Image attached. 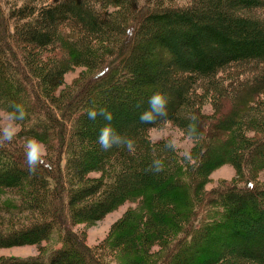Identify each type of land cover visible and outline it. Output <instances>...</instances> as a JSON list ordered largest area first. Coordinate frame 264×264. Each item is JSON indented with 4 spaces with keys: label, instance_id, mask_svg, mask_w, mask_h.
<instances>
[{
    "label": "trees",
    "instance_id": "1",
    "mask_svg": "<svg viewBox=\"0 0 264 264\" xmlns=\"http://www.w3.org/2000/svg\"><path fill=\"white\" fill-rule=\"evenodd\" d=\"M147 1L139 6V0H113L119 10L111 17L100 0H24L10 2L6 14L0 10V108L22 104L27 118L19 122L21 133L55 140L57 149V156L45 157L46 164L30 173L16 138L0 145V194L5 196L0 211L11 219L21 212L27 216L24 222L18 216L0 224V246L47 240L61 230L60 246L27 257H2L0 264H107L105 247L130 254L128 264H179V259L184 264H264V183L252 174L264 168V94L259 89L264 69L233 100L212 80L231 64L264 60V0ZM159 25L167 27V34ZM179 25L185 27L179 30ZM147 26H154L152 32L134 42ZM96 39L110 43L106 49L116 48L112 59L92 45ZM139 47L147 61L161 64L152 67V75L167 86V115L154 114L152 125L168 120L185 127L196 140L191 162L167 141L150 142L148 124H115L118 113L133 109L111 90L121 85L125 94L150 96L161 88L130 79L138 62L133 51ZM98 61L100 68L85 81L57 90L65 72ZM200 78L208 83L201 97L220 100L210 124L194 106L201 97L187 93ZM93 108L111 112L112 120L100 115L89 120L87 111ZM105 123L122 140L107 151L97 143ZM128 139L132 152L123 142ZM224 162L236 165L245 183L205 190L209 170ZM93 171L100 176L86 177ZM133 198L140 204L116 223L106 243L89 247L72 230L71 222L89 211L103 214ZM236 205L257 224L236 215ZM237 236L248 241L237 243ZM152 244L160 249L151 260L146 249Z\"/></svg>",
    "mask_w": 264,
    "mask_h": 264
},
{
    "label": "rangeland",
    "instance_id": "2",
    "mask_svg": "<svg viewBox=\"0 0 264 264\" xmlns=\"http://www.w3.org/2000/svg\"><path fill=\"white\" fill-rule=\"evenodd\" d=\"M45 1H53V0H45ZM102 2V5L104 6L102 11H104V14L109 15L110 17L114 15V12L119 10L118 6H115V3L113 0H100ZM152 1V0H150ZM191 0H164L165 3H172L173 5H181L189 3ZM17 3L21 4L24 2V0H0V10L3 12V14L7 13L9 3ZM139 6L141 4H145L148 2L147 0H139ZM129 20H126L124 22H128ZM8 25H10V30H12L11 22L9 21ZM159 29L163 31H167V27L159 25ZM179 25V30L181 28H184L185 26ZM154 29V26L146 27L145 29H141V35H136L134 38V42L137 41V39H140L143 34L148 35L152 30ZM181 32V31H180ZM164 33V32H163ZM178 33V32H177ZM167 34V32H166ZM179 34V33H178ZM168 38V35H165ZM121 38V37H120ZM178 37L171 38L169 37V40L172 39V41H177ZM110 43L102 44L100 40H95L92 42V45H98L97 48L99 49V52L102 53L104 58L112 59L115 56L116 48L108 47L107 49L105 46H109ZM104 45V46H103ZM50 48V47H49ZM47 48V49H49ZM133 52H136L135 54L137 57L138 62L136 61V68L133 69L134 72H138V75L135 76L132 69H130L132 72L130 74V79L135 80L138 83L147 84L149 81L154 83L155 85L161 87L157 90H160L166 97V84L162 83V79H159V77H156L152 75V67L155 68L156 66H161L160 63H152L150 61H147L146 54L142 52L139 48L134 49ZM132 52V53H133ZM47 52H44V54ZM185 53V52H184ZM43 54V53H42ZM127 58V57H126ZM101 62H94L90 65H83L79 64L73 67L71 70L65 72L62 77V83L57 87V90L61 88H73L75 85H78V83H82L85 81L93 72L98 70L100 68ZM135 64V63H134ZM175 67V66H174ZM170 73V76H173L175 73ZM264 69V60L262 61H251V62H242V63H234L231 64L222 70L218 71L215 76L212 77V80L219 81V84H222L225 88L226 95L228 97V100H231L232 98H235L237 93L246 89L249 86H252V84H255V76L256 74ZM152 76V77H151ZM135 77V78H134ZM147 77V80L145 78ZM151 78V79H150ZM121 82L120 80H117ZM118 82V83H119ZM162 85H161V84ZM116 85H118L116 83ZM208 85L207 79L200 78L195 84L189 86L187 89V93L193 96H202V93L204 92V88ZM257 86V85H256ZM261 90V93L264 94V82L259 88ZM56 90V92H57ZM156 90V91H157ZM112 95L118 96L117 98H120L123 102V105L130 104L129 107L133 109V112H129L128 115H123L122 113H118L117 117H115L117 120L115 124H124L127 126V124H136L137 122H140L139 117L140 114L148 109L147 105V99L149 96H146L142 94L140 91L136 92V95H131V93H126V89H124L121 85H119V88H115L114 90H111ZM196 97V98H198ZM262 100H264V95L261 97ZM233 100V99H232ZM200 104H198V107L194 105L199 112L204 113V115L207 117V124H210L211 119L215 117L216 109L215 106H217L220 103V100L216 98L210 99L209 96L204 95L199 100ZM219 102V103H218ZM139 104L141 106L138 107V109L134 106V104ZM1 109V108H0ZM189 109V108H188ZM186 107L182 109V112L187 111ZM184 110V111H183ZM123 112V111H121ZM134 117H132V116ZM21 127V126H20ZM185 127H183L180 124L163 120L159 121L155 125H148L145 127V133L148 137L150 142L153 141H167V142H173L175 144V147H172L174 151L180 156H185L186 160L188 162H191L192 159L189 156V150L191 151L193 147L195 146V138L192 137L189 133L185 132ZM250 136L256 135L254 133L248 134ZM27 137H30L28 135H23L21 131L19 134L15 137L16 141L23 146L24 141ZM47 149V156H57V149H55V140H48V141H42ZM65 154H61V157L59 159L61 170L64 169V163H65ZM22 168H25L24 166H21ZM255 178V182L261 184L264 183V168H260L259 170H256L255 173H252ZM100 173L98 171H93L87 173L88 178H94L99 177ZM245 176L243 174H240L239 170H237L236 165H234L231 162H224L218 165H215L212 167L206 177V181L204 183V189L210 190L214 187L220 186V185H227L231 183L242 185L245 183ZM11 191V190H9ZM14 196V192H10ZM7 194V193H6ZM242 197V196H240ZM251 197L256 198L258 197L257 193L251 194ZM5 198L4 195L0 194V201H2ZM243 198V197H242ZM139 198H133L128 199L120 202L119 204H116L115 206L109 208L107 211H105L103 214L98 213L96 210H92L88 212V215L85 216V218H79L75 222H71V228L74 232L79 234L81 238L83 239L84 243L89 247H96L100 245L101 243H106L108 240V236L110 235L111 229L114 228L116 223H118L121 219L125 217L127 212L129 210H135L137 206L140 204ZM261 204V203H260ZM2 209V207H0ZM236 215L243 216L242 212L240 211V206L235 207ZM22 214H17L18 216H21L20 221L24 222L23 218L26 220V215H24V212H21ZM26 213V212H25ZM263 218H264V210H263ZM7 216V217H6ZM16 215L12 216L13 218H9L8 214L5 212L0 211V217L2 218V221L0 222L1 225L6 226L8 221H15V217H18ZM11 217V216H10ZM242 217V218H243ZM244 220H246L247 223H250L252 225H256L257 222L255 220L250 219L249 217H244ZM9 222V223H11ZM142 224H144L142 222ZM240 238L239 240H236L237 243L247 242V239L237 236ZM60 238H61V230L56 228L49 236V238L46 240H39L37 242L33 243H25L20 242L16 245L9 244L0 246V259L2 257H11V256H19V257H27L36 255L37 253H40V250L48 251L53 247L60 246ZM244 239V240H242ZM214 242V241H213ZM139 243V242H137ZM227 244V243H226ZM243 244V243H242ZM140 245V244H139ZM122 249H124L123 246H120ZM119 247V249H121ZM142 248V246L140 245ZM144 247V246H143ZM214 247L219 248L220 246L214 242ZM145 248V247H144ZM160 248L157 244L149 245L146 249V253L151 257L152 260V254L156 253V250L158 251ZM105 254L104 259L106 260L107 264H128L127 262L130 261L132 256L124 251L120 250H112L108 247H105ZM256 255H258V252H255ZM179 264H184L182 262V259L178 260ZM147 264V263H145Z\"/></svg>",
    "mask_w": 264,
    "mask_h": 264
},
{
    "label": "clouds",
    "instance_id": "3",
    "mask_svg": "<svg viewBox=\"0 0 264 264\" xmlns=\"http://www.w3.org/2000/svg\"><path fill=\"white\" fill-rule=\"evenodd\" d=\"M167 103V97L161 91H154L147 99L148 109L140 114V122L142 124L152 125L155 121V115L166 116ZM11 107L14 110H8L6 108L0 109V145H3L5 142L11 143L21 131L19 122L27 118V112L22 104L12 102ZM137 107H139V105H137ZM98 115L102 116L104 120L108 122H110L113 118L112 113L103 108H101L99 112H97V110L94 108L87 111L88 119L91 121H96ZM123 142L125 143V146L129 152L134 151V145L131 139ZM155 142L156 141H153V143ZM97 143L102 150L107 151L112 148L113 144L120 145L122 140L121 137L114 132L111 124L105 123L100 128L99 135L97 137ZM170 146L175 147V144L170 142ZM23 150L28 171L30 173H34L37 169V166L46 164V146L35 136H30L25 139ZM155 163L157 164L156 170L159 171L161 168L160 161H156Z\"/></svg>",
    "mask_w": 264,
    "mask_h": 264
}]
</instances>
